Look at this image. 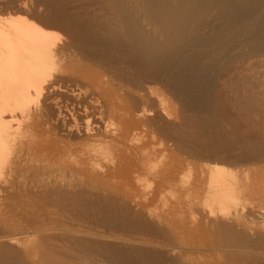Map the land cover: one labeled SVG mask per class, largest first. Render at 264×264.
I'll return each instance as SVG.
<instances>
[{
  "label": "bare ground",
  "instance_id": "bare-ground-1",
  "mask_svg": "<svg viewBox=\"0 0 264 264\" xmlns=\"http://www.w3.org/2000/svg\"><path fill=\"white\" fill-rule=\"evenodd\" d=\"M232 56L241 59L238 73L256 70L250 74L264 87V0H0V256L7 245L29 264H165L164 257L194 264V255L202 258L197 245L71 229L55 216L82 205L87 191L113 198V181L128 196L120 203L133 211L138 202L130 197L149 188V179L157 195L184 170L174 158L163 173L154 144L182 156L189 135L198 168L191 190L206 211L201 229L220 233L212 258L237 257L229 238L249 230L243 205L263 192L252 185L257 171L241 168L252 153L228 155L247 142L240 146L216 124L202 141L199 134L213 124L179 117L152 87L196 96L201 61L215 68ZM248 146L242 151L256 149ZM96 184L105 186L95 192ZM147 214H133L132 223L158 229ZM38 233L44 243L24 245Z\"/></svg>",
  "mask_w": 264,
  "mask_h": 264
},
{
  "label": "rangeland",
  "instance_id": "rangeland-1",
  "mask_svg": "<svg viewBox=\"0 0 264 264\" xmlns=\"http://www.w3.org/2000/svg\"><path fill=\"white\" fill-rule=\"evenodd\" d=\"M240 60V57L232 56L226 61L219 63L215 68H210L206 64V60L201 61L199 74L193 84V88L197 91L196 96L194 94L186 98L182 96L177 97L172 89L163 84L152 85V87L153 90L162 92V94L164 92L165 98L176 105V110L180 114L179 117L188 118L197 115L201 123L211 122L213 124V126L211 124L206 125L207 127H205L202 134H199L202 136V141L209 138L210 131H212L211 134L214 133L212 130L213 127H215L214 124L224 125L227 132H230V136L232 135L231 137L229 136L230 140H232V137L235 138L238 136L243 142V145H241L240 141V146H244L247 142L245 147L249 145L248 147H253L252 149L256 148L254 149L255 153L252 149V151H250V148H246L247 150L245 153V150L242 151L245 147L239 149L240 147L237 145H235V147L239 148L234 147L235 149L232 148L231 150L230 144L234 146L231 141H229L230 144L227 146L228 151L230 149L228 152L230 156L232 155L231 152L233 153L236 149L237 150L234 151L235 153L239 151L242 154L243 152L244 155H247V159L248 152H250V154L252 153L251 155L249 154V162L242 154L244 156L245 161L243 162H245V165L241 168L257 171L255 172L257 178H253L255 180H253L254 182L252 185L257 188V190H262L263 192H260V195H252V197L247 199L246 204L244 203L243 205L242 203L244 207H247H245L244 210L246 209L245 211L251 214V224L249 230H245V233H242L243 236L241 238L235 236L229 238L232 240L231 244L234 247V251L237 252L232 255H236L237 257L233 256V260L229 261L222 258L220 259L226 261L225 263L223 262L224 264H264V223L261 222L262 220L259 218V216H264V157H259L264 153V87L256 83L258 79L252 78L251 74L256 70L248 71L249 74L251 73V77L247 74V71H243L242 73L237 72L235 68L237 64L240 63ZM239 65L240 64H238V67ZM219 121L221 124H218ZM189 122L192 121L189 120ZM235 126L238 129L235 128ZM205 131L209 132L207 133ZM233 131L235 135L232 133ZM241 132L242 134L238 135V133L240 134ZM205 134L209 135L205 138ZM241 137L245 139L242 140ZM190 138L191 137L188 135L184 140V144L181 145L182 148H184L183 157L180 156L178 152L174 151L168 144L161 145L158 142L155 144L153 143L155 146L154 149H156L155 151H158L159 156H161L158 168L163 173L167 172V166L172 165L171 163L173 162L171 161L172 159L174 160V158L185 163V165H183L184 170H179V176L174 183H164V185L158 189V191H160L157 195L155 193V183L152 179H149V188L142 190V187H140V195L137 194V198L129 196L132 200L135 199V201L138 202L137 208H133V211L128 208L126 209L120 203V199H124V197L128 196L124 188L117 183L118 181H113L107 183L108 186L110 185V187L117 192H115L114 195L112 194L113 198H110L111 196L108 197L107 195L98 194L99 192L94 193L93 190L92 193L87 191L84 194L82 205L79 204L80 207L78 205H73L75 206L74 209L73 206V208L68 206L70 208L67 207L65 208L66 211L65 209L64 211L67 212L70 209L69 213L63 212L64 214L59 213V215H55L61 219L59 225H65V227L71 229H91L113 235L123 234L126 238L131 240L138 237H145L160 241L163 244H172L176 240L174 245L178 244V247L181 246L183 248L193 244L192 246L197 245L196 247L203 249L202 253H200L202 258H197L195 255L193 256V258H195V260H192L194 264H223L218 258L213 259L212 257L215 253L211 252V249H217L215 246L218 245L217 242L220 241H218L219 231L214 230L215 232L213 234L211 231L206 233L208 229H205V227H202V229L204 228L205 230L201 229V222H203L202 219L204 218L202 214L206 211L205 208L202 210V204L199 203L200 200L196 197L194 190H191L195 183L194 176L198 174V168L196 161L192 158L194 147L192 146L193 139L191 140ZM205 141L206 140H204V142ZM248 141L251 144H249ZM255 154L257 158L255 156L253 157ZM251 158L255 160V162L252 160L255 164L251 162ZM232 160L229 159V161ZM256 160L259 162H256ZM92 186L96 187L94 189H96L95 192H97V189H101L99 191H102V188H104L102 186H105V184H96ZM109 198L112 200L111 202L108 200ZM199 198L203 199V195H199ZM140 210L141 212H145L148 216L149 214L147 213L152 214L151 219L154 217L153 220L155 219L159 223V228L156 229L146 223L144 225L133 224V214H137ZM257 213L259 214L257 215ZM197 226L200 227V229H198ZM246 234L252 236V238H246ZM34 236L37 239L36 241H32L31 243L25 242L24 245L30 248L34 246L36 242L44 243V239L40 237L41 233ZM124 236L122 237L125 238ZM5 247L3 254L0 256V264H29L23 257V254L16 253L14 250L10 249V246L7 247V245H5ZM242 250L248 252V254L242 256L240 253ZM50 251L63 261H70L72 259L62 252ZM221 256L224 255L221 254ZM164 261L165 264H180L168 261L165 257ZM151 263L164 264L163 262L160 263L157 258L152 259Z\"/></svg>",
  "mask_w": 264,
  "mask_h": 264
}]
</instances>
